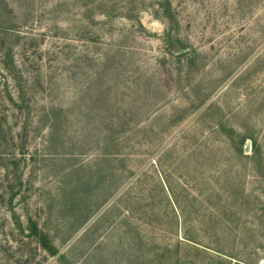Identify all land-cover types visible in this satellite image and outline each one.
Listing matches in <instances>:
<instances>
[{"label": "rangeland", "instance_id": "rangeland-1", "mask_svg": "<svg viewBox=\"0 0 264 264\" xmlns=\"http://www.w3.org/2000/svg\"><path fill=\"white\" fill-rule=\"evenodd\" d=\"M9 95L0 264H264V0H0Z\"/></svg>", "mask_w": 264, "mask_h": 264}, {"label": "trees", "instance_id": "trees-1", "mask_svg": "<svg viewBox=\"0 0 264 264\" xmlns=\"http://www.w3.org/2000/svg\"><path fill=\"white\" fill-rule=\"evenodd\" d=\"M166 4L169 7L170 2L167 1ZM170 10V8H167V13H170ZM0 106H3L4 108H7V106L8 108L11 107L13 111H19V114L21 116L26 113L24 107L22 105H19V102L16 101L11 95H9L8 99H3ZM8 108L6 109V113H8L9 111ZM1 120H3V122ZM27 132L28 123L22 126L21 131L15 132L13 130V127L8 124V115H5L4 112V114H2V116L0 117V169L2 168L4 170H7L4 178H2V182L0 183V199L8 208L13 223L17 224L19 227H22V221L15 210L14 204L16 199L20 195H22V193H24V181L21 173L19 172V161L17 159V153L23 155V152L21 151L25 147ZM10 165L12 166V172L8 171ZM27 229L29 230L28 237H33L36 240L35 242H37V245L41 249L47 252L50 256L58 255L59 251L51 242L49 233H47L40 227L38 221L35 220L34 217L29 215L27 216ZM67 256L68 255L66 253H61L59 255V260L63 264H72L71 261H68Z\"/></svg>", "mask_w": 264, "mask_h": 264}]
</instances>
